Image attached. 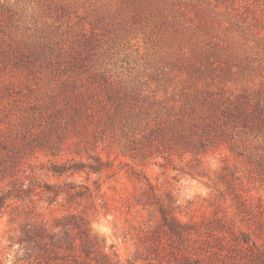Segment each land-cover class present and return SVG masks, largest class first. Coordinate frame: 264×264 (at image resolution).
<instances>
[{
  "label": "rangeland",
  "instance_id": "1",
  "mask_svg": "<svg viewBox=\"0 0 264 264\" xmlns=\"http://www.w3.org/2000/svg\"><path fill=\"white\" fill-rule=\"evenodd\" d=\"M10 42H40L42 50L76 59L80 68L159 95L197 83L228 93L264 90V0H0V53L10 52ZM17 72L0 70V76L34 86V77ZM120 159L125 162L113 176L58 177L39 155L41 184L74 179L88 184L92 196L48 204L35 194L15 220L13 206L3 208L0 264H28L27 246L16 243L20 226L42 218L51 224L67 213L85 216L118 264H160L153 239L160 214L149 202L152 192L184 221L224 216L264 244V158L253 165L218 150L203 156L201 175L174 170L162 158L115 163Z\"/></svg>",
  "mask_w": 264,
  "mask_h": 264
},
{
  "label": "trees",
  "instance_id": "2",
  "mask_svg": "<svg viewBox=\"0 0 264 264\" xmlns=\"http://www.w3.org/2000/svg\"><path fill=\"white\" fill-rule=\"evenodd\" d=\"M35 43L10 42V52L0 53V70L36 79L21 87V79L0 76V214L12 205L11 220L35 194L48 204L92 196L88 184L74 179L41 184L39 155L58 177L113 176L125 162L116 164L120 157L135 164L162 158L194 175L204 170L203 156L218 150L248 164L263 161L262 88L228 93L197 83L159 95L80 68L76 59L58 58ZM140 172L132 165V174ZM150 196L160 214L161 230L153 238L160 264H264V244L224 216L184 221L174 206ZM20 231L16 243L27 246L28 264H118L83 215L67 213L51 224L42 218Z\"/></svg>",
  "mask_w": 264,
  "mask_h": 264
}]
</instances>
